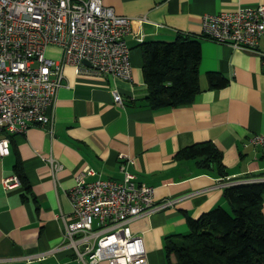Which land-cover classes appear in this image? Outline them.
<instances>
[{
  "label": "crops",
  "instance_id": "0c3cea01",
  "mask_svg": "<svg viewBox=\"0 0 264 264\" xmlns=\"http://www.w3.org/2000/svg\"><path fill=\"white\" fill-rule=\"evenodd\" d=\"M102 2L132 18L124 37L132 78L77 73L67 64L51 109L53 133L33 124L24 134L9 137L10 152L0 156V264H81L71 248L61 247L63 218L71 221L73 215L69 190L77 173L86 169L92 170L88 179L121 178L119 154L133 159L129 169L138 182L154 186L155 201L188 194L171 207L130 222L143 238L148 264L165 263L166 238L188 232L189 216L229 204L222 181L264 177L263 150L248 142L264 132V33L253 51L221 44L201 31L204 14L264 0ZM179 32L201 36L199 91L189 103L151 107L142 42L173 40ZM46 55L58 58L61 49L50 45ZM210 71L226 76L227 84L209 87ZM114 89L123 105L114 100ZM204 141L220 151L223 171L214 160L179 153ZM49 158L61 165L55 172ZM18 169L24 181L5 189L3 177L18 176ZM261 212L264 216V193Z\"/></svg>",
  "mask_w": 264,
  "mask_h": 264
},
{
  "label": "built area",
  "instance_id": "2783aa9c",
  "mask_svg": "<svg viewBox=\"0 0 264 264\" xmlns=\"http://www.w3.org/2000/svg\"><path fill=\"white\" fill-rule=\"evenodd\" d=\"M131 21L102 0H0V156L10 152V135L24 134L33 124L53 133L51 109L63 85L65 65H73L77 73L132 78L130 47L124 38ZM201 31L221 44L257 51L264 33V3L204 14ZM50 45L61 49L60 57L46 55ZM113 95L123 105L116 89ZM248 142L264 153V132L253 134ZM119 157L121 178L88 179L92 170L86 169L77 173L69 190L73 215L71 221L63 218L61 247L71 248L81 264H148L143 238L132 231L130 222L188 196L155 201L154 186L138 182L129 169L133 159ZM49 162L54 172L61 167L53 158ZM255 181L264 177L222 184ZM1 183L12 189L21 181L10 175Z\"/></svg>",
  "mask_w": 264,
  "mask_h": 264
},
{
  "label": "trees",
  "instance_id": "16d2710c",
  "mask_svg": "<svg viewBox=\"0 0 264 264\" xmlns=\"http://www.w3.org/2000/svg\"><path fill=\"white\" fill-rule=\"evenodd\" d=\"M200 38L179 32L173 40L142 42L149 106L181 105L193 100L200 88ZM207 77L211 88L228 82L217 71L207 72ZM179 153L185 158L202 156L209 163L214 160L223 171L220 151L211 141L192 144ZM17 173L22 183L24 175L19 169ZM224 193L232 204L230 210L218 205L198 217L189 216L188 232L166 238V264H264V182L227 185Z\"/></svg>",
  "mask_w": 264,
  "mask_h": 264
},
{
  "label": "rangeland",
  "instance_id": "374dc122",
  "mask_svg": "<svg viewBox=\"0 0 264 264\" xmlns=\"http://www.w3.org/2000/svg\"><path fill=\"white\" fill-rule=\"evenodd\" d=\"M228 202H229V201H228ZM231 205H232L231 203H229V204H225L224 207L227 208L228 210H230ZM165 263H166V258H165ZM165 263H164V264H165Z\"/></svg>",
  "mask_w": 264,
  "mask_h": 264
},
{
  "label": "water",
  "instance_id": "95a60500",
  "mask_svg": "<svg viewBox=\"0 0 264 264\" xmlns=\"http://www.w3.org/2000/svg\"><path fill=\"white\" fill-rule=\"evenodd\" d=\"M83 63H85L86 65H90V63L87 60H83Z\"/></svg>",
  "mask_w": 264,
  "mask_h": 264
}]
</instances>
